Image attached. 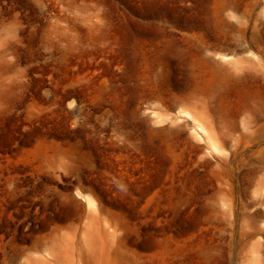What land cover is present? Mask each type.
<instances>
[{
    "label": "rangeland",
    "instance_id": "obj_1",
    "mask_svg": "<svg viewBox=\"0 0 264 264\" xmlns=\"http://www.w3.org/2000/svg\"><path fill=\"white\" fill-rule=\"evenodd\" d=\"M0 264H264V0H0Z\"/></svg>",
    "mask_w": 264,
    "mask_h": 264
},
{
    "label": "bare ground",
    "instance_id": "obj_2",
    "mask_svg": "<svg viewBox=\"0 0 264 264\" xmlns=\"http://www.w3.org/2000/svg\"><path fill=\"white\" fill-rule=\"evenodd\" d=\"M244 59V58H243ZM244 61V60H243ZM212 62H214L212 60ZM251 122L255 123V116L252 119L242 121V128H248ZM202 130H205L200 126ZM228 136V134L223 133L220 138ZM245 137L244 133L241 131L233 137V148L228 152V154L223 155L222 144L224 141H209V156L211 160L216 164V168L213 169V174L215 180L220 184L221 187L227 190H235L237 184L235 181L239 178L242 172L241 158L252 152L253 147H255V141H243ZM217 151V154H215ZM221 188V190H224ZM228 192V191H227ZM232 197L230 196V202H232ZM87 204H90V200L87 196H84Z\"/></svg>",
    "mask_w": 264,
    "mask_h": 264
}]
</instances>
